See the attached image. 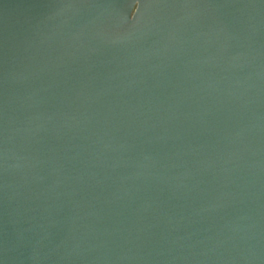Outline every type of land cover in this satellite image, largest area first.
<instances>
[{
    "label": "water",
    "instance_id": "water-1",
    "mask_svg": "<svg viewBox=\"0 0 264 264\" xmlns=\"http://www.w3.org/2000/svg\"><path fill=\"white\" fill-rule=\"evenodd\" d=\"M0 264H264V0H0Z\"/></svg>",
    "mask_w": 264,
    "mask_h": 264
}]
</instances>
